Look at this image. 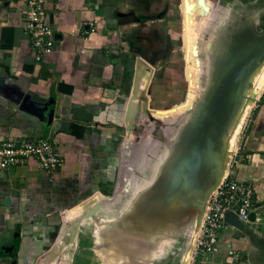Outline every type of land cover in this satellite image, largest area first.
<instances>
[{
  "label": "crops",
  "instance_id": "1",
  "mask_svg": "<svg viewBox=\"0 0 264 264\" xmlns=\"http://www.w3.org/2000/svg\"><path fill=\"white\" fill-rule=\"evenodd\" d=\"M226 1L203 0L205 10L200 0H45L55 40L37 63L23 29L26 0H0V140L46 139L62 157L52 174L32 159L0 172V264H43L74 242L76 227L116 209L130 168L152 161L146 128L160 134L185 100V56L201 20ZM262 84L230 165L254 189L258 227L226 223L219 251L196 264H264Z\"/></svg>",
  "mask_w": 264,
  "mask_h": 264
},
{
  "label": "water",
  "instance_id": "2",
  "mask_svg": "<svg viewBox=\"0 0 264 264\" xmlns=\"http://www.w3.org/2000/svg\"><path fill=\"white\" fill-rule=\"evenodd\" d=\"M200 2L202 5L203 0ZM203 5L201 7H204ZM204 9L206 10V7ZM220 23L221 19L215 26L211 41L204 45L209 70L213 69L211 65L213 58L212 61L209 59L207 45L217 37L216 31ZM227 35L228 37L231 35L229 40L232 37L235 40L229 42V50L226 51L224 57L221 56L215 77H211L212 72L208 71L201 96L194 103L192 110L184 117L182 123L161 142L160 150L148 168V177L151 182L155 175H158L160 165H163L164 171L161 173L160 169L161 175L160 173V176L158 175V179L162 178L165 184L163 189L167 188L175 177L184 179V183L188 184L182 189L186 194H184L185 200L182 207H187V200L199 201L202 204L201 214H203L210 193L223 178L221 164V158L225 154L223 140L238 115L245 89L251 85L249 79L264 59V32L256 34L250 33V30H242L239 34L238 31H233ZM212 45L214 47V43ZM144 180L142 183H135L131 188L134 190L139 185L145 187ZM130 198L132 199V193L123 204L125 205ZM7 203L9 200L5 199L3 204ZM117 217H121L120 213ZM254 219L255 214H250L249 223H253ZM224 220L238 231L244 229V224L231 213L226 214ZM235 258L236 261L245 260L241 252H237Z\"/></svg>",
  "mask_w": 264,
  "mask_h": 264
},
{
  "label": "built area",
  "instance_id": "3",
  "mask_svg": "<svg viewBox=\"0 0 264 264\" xmlns=\"http://www.w3.org/2000/svg\"><path fill=\"white\" fill-rule=\"evenodd\" d=\"M45 0H26L23 29L29 33L35 52V61L40 63L43 56L50 54L54 47L55 34L44 9ZM93 32V28L90 29ZM237 150L232 153L231 162L206 202L201 223L194 240L190 264H196L199 258L219 251L220 232L227 228L224 216L233 214L243 224L249 223L250 214H255L253 223H257V208L254 203L253 187L240 181L230 166L235 162ZM34 160L44 173L52 174L62 166V157L57 145L46 139H5L0 140V172L11 167L24 165Z\"/></svg>",
  "mask_w": 264,
  "mask_h": 264
},
{
  "label": "flooded vegetation",
  "instance_id": "4",
  "mask_svg": "<svg viewBox=\"0 0 264 264\" xmlns=\"http://www.w3.org/2000/svg\"><path fill=\"white\" fill-rule=\"evenodd\" d=\"M253 2L254 0H247L245 1V4L240 3L238 5L235 2L234 4H229L228 6L229 9L233 11L234 14L233 16L235 17V15L238 16L246 13L244 6L252 4ZM214 15H216V12H214L213 14L211 13L210 16L204 18V21L209 20L212 17H213L212 19H214ZM230 16H231L230 14L224 16L221 19L220 25L225 24L226 20L229 21V19H231ZM253 18H254L253 28L252 31L250 30V33L251 32L256 34L263 33L264 12L258 13L257 15L253 16ZM201 24L203 23L201 22ZM213 42L214 39H212L211 44L208 45L207 48L208 52L211 50ZM229 48H230V43L227 45V51L229 50ZM237 128H239V125L237 126ZM173 130L174 129L172 128V132H174ZM226 157H228V152H226ZM222 167H223V163H222ZM149 180H150L149 178H145L144 181L146 182V185L149 183ZM183 180L181 178L179 179V177L177 178L175 177L173 178L172 183L167 188L164 189L162 187H165V184L162 181V178L159 179L158 182L153 187H150L146 190L139 191V188H141L142 185L137 186L136 188H134V190L133 188H131V193H132L131 208L133 209L131 210V212H127V213L128 215H131L130 225H131V230H133L132 233H136L137 235L140 236V241H139L140 250L139 253L136 254L134 258L140 260L138 264H153L156 261L162 260L166 256L167 252L170 251L171 247L173 248L174 245H176L175 244L176 242H179V244H181V237L182 238L184 237L183 242L185 241L184 243L185 247L182 248L179 245L176 246V250L181 251L180 260L178 264L188 263L190 252L196 237L197 229L201 222L200 214L202 210V206H201L202 204L199 201L190 202L187 200L188 202L187 207L184 208L182 207L184 205V200L186 195L185 193H183L184 191L182 189L183 187L186 186V184H188V183L185 184ZM131 186H134V184H131ZM128 187H130V184L127 185V188ZM182 193L183 195L181 196L182 197L181 198L180 195ZM126 197H128V195H126V193L124 192L122 199ZM168 209H170L171 212L169 211V213L165 215L166 214L165 212H167ZM121 210H119L118 215ZM197 210L199 211V214L196 217L193 216L194 219L192 218V222L189 226V231L187 233H182L181 236L177 237L176 239L172 238L171 233H175L177 231V224L180 221L187 218L188 216H191V212H196ZM108 215H109L108 211L99 213L98 216L94 218L95 222L94 220L92 222H89L94 226L93 242H95V244L98 245L100 242L98 243L97 241L103 239L101 243L108 244L109 249L112 248L111 251H114V255H115V257L112 260L105 261L104 260L105 257H103L104 252L101 250V247H98L95 249L98 252V255L96 253H93L95 259L97 260L98 258L97 264L98 262L99 264H130L123 257L119 247L115 246L116 241L114 238L118 234V231L119 232L121 231L116 229V227H118V224L120 223L119 221L120 219L119 220L115 219L118 216L117 214L112 218H110ZM124 219L125 218L122 217L121 222ZM101 221H107L108 223L101 225L99 223ZM95 230L97 231L95 232ZM81 254L83 255V257L79 256L80 260H84L85 253H81Z\"/></svg>",
  "mask_w": 264,
  "mask_h": 264
},
{
  "label": "rangeland",
  "instance_id": "5",
  "mask_svg": "<svg viewBox=\"0 0 264 264\" xmlns=\"http://www.w3.org/2000/svg\"><path fill=\"white\" fill-rule=\"evenodd\" d=\"M245 1L247 0H229L223 3H219L216 7V15H214V19H212L213 18L212 17L209 20H205V21L201 20L203 24H200V28L198 30V37L196 38L197 40L195 43L191 44L192 47L190 49L187 48V50L190 51H188V53L185 56V60L188 63L186 69L188 85L186 89L185 100L181 103L180 106H177L176 108L172 109L174 110L173 113H170L172 114V116H167V119L165 120L166 123L162 124V129H161L162 133L160 132V134L158 133V135H156L157 129L154 130V128L157 127H155L154 124L148 125L146 129L148 131V136L151 135V137L147 138L148 139L147 142H152V143L149 151L147 149L146 154L144 155V159L151 160V156H152V160L155 158V156L157 155L156 153H158L160 150L161 142L166 137L170 136V134L172 133V128L175 130V128H177V126L182 123L184 117L192 110L194 103L201 96L209 71L208 59L206 58L204 52V45L211 41L212 33L215 31V26L217 25L218 21L222 19L224 16H227L229 14L228 5L234 4L235 2H237L238 4L240 3L245 4ZM241 122L242 121L236 123V126H234V128L240 125ZM159 127L161 128V126ZM227 142L228 143L231 142V137L228 138ZM236 146H238V143ZM236 149L237 148H235V150ZM229 150L230 149L228 147V151ZM232 153L233 152L230 153L231 158L229 162H231ZM148 168H149V164H146L145 166L141 164L140 166H137V168L135 169L134 167L132 169L130 168L131 171L134 169L132 172L130 170L128 171L129 172L128 175H131L130 173H132L133 176L131 184L142 183L145 178H149L147 177L149 176ZM131 184L130 187H128L129 192L126 193L128 197L129 195H131ZM126 198H123L118 203L116 210L113 209V211L108 212L109 214L108 216L110 218L116 216V214L118 215L119 210L124 208L123 203ZM257 214H259V212H257ZM93 220L95 222V219ZM130 224H131V215L125 217V219L122 220V222L120 221L116 229L121 231L120 232L118 231V234L114 238L116 241L115 246L119 247L123 257L130 264H138L140 260L134 258L135 255L138 254L140 250L139 249L140 236L137 235L136 233H132L133 230H131ZM257 227L258 226L256 225V223H252L251 225L245 224L244 231L248 230L251 234H254ZM74 230H75L74 238H73L74 242L72 241L68 246L61 248V250L57 253V255L53 257L49 256L48 260L43 264H96L97 260L95 259V256L93 254L95 253V249L98 247L109 249V245L106 243L102 244L100 242L97 245L95 244V242H93L94 226L92 224L84 223L83 225L76 227ZM183 240L184 237L183 238L181 237V244H179V242H176L175 243L176 245H174L173 248L171 247L172 249V251L170 249L171 252L170 251L167 252L166 256L162 260L156 261L153 264H178L180 260L181 251H177L176 246L179 245L182 248H184L185 241L183 242ZM81 253H85L84 260H80V257H83Z\"/></svg>",
  "mask_w": 264,
  "mask_h": 264
},
{
  "label": "bare ground",
  "instance_id": "6",
  "mask_svg": "<svg viewBox=\"0 0 264 264\" xmlns=\"http://www.w3.org/2000/svg\"><path fill=\"white\" fill-rule=\"evenodd\" d=\"M244 7H245L246 13H244L242 15H238V16L235 15V17L233 16L234 15L233 11L231 9H229V14L231 15L230 16L231 19H229V21L226 20L225 24L219 26V29L217 31V37L214 39V42H213L214 47L212 45L211 50L209 52L207 51L209 59L212 61V58H213V64H211L213 66V69H212L213 71L209 70L210 73L212 72L211 77H213V78L215 77L217 67L220 66V60L222 58L221 56L224 57V54L227 51V45L229 44V42H231L233 40V37L231 40L228 39L231 36L230 34L233 31L234 32L238 31V34L241 33L242 30L243 31H245V30H251L252 31L253 21H254L253 16L257 15L258 13L264 12V0H257L254 3L247 5V6H244ZM245 14H248V15H245ZM227 34H229L230 36L228 37ZM234 40H235V38H234ZM207 48H208V45H207ZM263 79H264V59L259 63L256 71L254 72L252 77L249 79L251 85L245 89L244 98L241 102V107L239 109L238 115L234 119L233 123L230 125L228 133H227L225 139L223 140L224 153H225L224 156L221 158L222 163H223V167H222L223 175H222V173H221V175L223 177L226 174V170H227L226 167L228 166L229 159L231 158L230 153L235 151L236 141H237L238 135L240 133L239 129L237 127L234 128V126H236V123L241 121L243 113L247 111L249 106H252L253 100L258 96L259 91L263 90V88H262L263 87V84H262ZM230 137H231V142L228 143L227 141H228V138H230ZM228 147L230 149L229 151H228ZM226 152H228V157H226ZM160 169H161V173H162L164 171L163 165H160V167L157 171L158 173L156 172L158 175L160 173ZM161 173H160V175H161ZM158 175L157 176L155 175L153 180L151 182L149 181V183L147 185L145 182L146 186L144 185L145 187L139 188V191L140 190H146L150 187H153L159 180L158 177L160 175L159 176ZM169 211H170V209H168L167 212H165L166 213L165 215H167L169 213ZM127 212H131V198L127 201V203L124 205V208L120 211L121 217L120 218L117 217L115 219H117V220L120 219L119 221H121L122 217L123 218L127 217V215H128ZM198 214H199L198 210L196 212H191V216H188L184 220L180 221L177 224V231L175 233H171L172 238L176 239L177 237L181 236L182 233H187L189 231V226L192 222L193 216L196 217ZM200 216H201V214H200ZM107 223H108L107 221H101L100 222L101 225L107 224ZM96 231L97 230H95V232ZM102 240L103 239H100L97 242L98 243L102 242ZM192 248H193V246H192ZM111 249L106 250L104 248H101V250L104 252L103 257H105V259H104L105 261L106 260H112L115 257L114 251H111ZM191 252H192V249H191ZM191 252H190V257H189L187 264H190ZM95 253L98 255V252L96 250H95ZM97 260H98V258H97ZM98 264H99V262H98Z\"/></svg>",
  "mask_w": 264,
  "mask_h": 264
},
{
  "label": "trees",
  "instance_id": "7",
  "mask_svg": "<svg viewBox=\"0 0 264 264\" xmlns=\"http://www.w3.org/2000/svg\"><path fill=\"white\" fill-rule=\"evenodd\" d=\"M201 216H202V214H201Z\"/></svg>",
  "mask_w": 264,
  "mask_h": 264
}]
</instances>
